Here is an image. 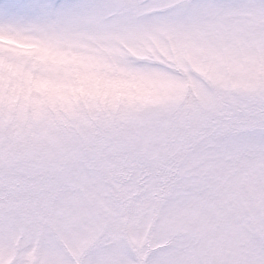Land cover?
<instances>
[{
	"label": "rangeland",
	"instance_id": "374dc122",
	"mask_svg": "<svg viewBox=\"0 0 264 264\" xmlns=\"http://www.w3.org/2000/svg\"><path fill=\"white\" fill-rule=\"evenodd\" d=\"M4 36L123 99L29 111L0 46V264H264V0H0Z\"/></svg>",
	"mask_w": 264,
	"mask_h": 264
},
{
	"label": "clouds",
	"instance_id": "9594fccd",
	"mask_svg": "<svg viewBox=\"0 0 264 264\" xmlns=\"http://www.w3.org/2000/svg\"><path fill=\"white\" fill-rule=\"evenodd\" d=\"M8 36L0 38V46L11 47L10 62L14 75L12 87L20 107L29 111H49L68 106L112 103L118 88V73L67 52L38 49ZM17 45H21L17 47Z\"/></svg>",
	"mask_w": 264,
	"mask_h": 264
}]
</instances>
